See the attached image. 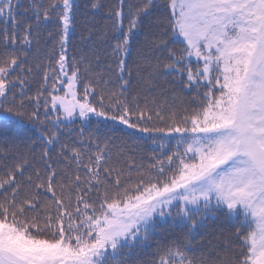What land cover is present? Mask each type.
<instances>
[{"label":"snow or ice","instance_id":"snow-or-ice-1","mask_svg":"<svg viewBox=\"0 0 264 264\" xmlns=\"http://www.w3.org/2000/svg\"><path fill=\"white\" fill-rule=\"evenodd\" d=\"M20 7L21 0H0V118L32 134L0 138V264H125L117 259L121 250L148 241L157 218H171L191 235L216 213L243 217L246 231L236 233L245 248L241 257L233 259L226 250L190 256V243L177 237L161 250L158 264H264V0H115L114 6L103 0H32V16L18 19ZM77 23L87 33L82 39L108 44L119 90L107 88L101 76L100 93L86 84L78 100L72 93V103L51 92L28 97L27 81L16 69L31 75L24 65L42 27L58 30L54 92L56 73L68 76L65 53ZM144 30L149 37L137 41ZM129 60L137 69L147 65L146 85L175 73L181 89L202 84L206 90L192 97L194 107L181 103L177 109L178 97L171 105L145 97L142 106L139 97L126 94L132 88ZM79 71L73 69L69 88ZM43 75L47 82L48 73ZM26 99L36 107L29 110ZM60 108L64 120L95 116L98 123L110 122L111 131L126 127L137 148L138 139L161 148L162 141L175 140L176 150L154 157L133 185L130 177L121 180L122 169L113 176L106 167L110 152L123 157L130 151L128 142L116 145L106 137L94 145V155L69 150L45 123ZM49 123L58 129L62 121ZM79 143L93 147L90 139Z\"/></svg>","mask_w":264,"mask_h":264},{"label":"trees","instance_id":"trees-1","mask_svg":"<svg viewBox=\"0 0 264 264\" xmlns=\"http://www.w3.org/2000/svg\"><path fill=\"white\" fill-rule=\"evenodd\" d=\"M37 2L46 4L48 0H37ZM103 2L110 6L115 5V0H103ZM137 2L138 0H126L127 4H135ZM31 3L32 0H21V7L18 9V19L32 16V12L29 8ZM80 3L83 5L84 0H80ZM96 19L99 20L100 17L97 16ZM41 23L43 24V22ZM126 23L127 22H125V26ZM2 26L3 25H0V27ZM57 31L58 30L52 26L42 27L39 34V43L37 44L36 41L33 42L27 64L24 65V68L32 69L31 75L24 73L23 69H16L17 75H20L22 79L27 81L24 90L27 92L28 97L34 98L38 91L43 94L42 99L47 98L49 92H51L52 95L62 96L64 94V90L59 86L61 81L60 73H56V75L59 76V79L55 81L56 90L52 92L50 87L53 83L51 79L53 73L59 67L56 63L60 54V46L55 39ZM49 32L53 34L51 37L48 35ZM82 36H87V33L84 32L82 25L77 23L74 31L71 32L65 53L67 56V69L69 75H72L74 68L78 67L80 69L76 79L79 98L83 95V87L86 84H90L97 93H100L104 87V85L98 83L101 76L107 88L119 90V72L113 58L108 55L111 51L110 48H108V44L94 39H82ZM146 37H149V32L144 30L139 32L136 40L142 42ZM133 58H135V56ZM128 63L132 70V88L126 94L130 97H139L142 106L145 97L149 98V100L155 99L158 104L166 101L168 105H171L173 99L178 97L177 109L181 103L185 107H194L191 105L192 97L196 96L197 91L203 92L206 90L202 84L197 90L188 88L181 89L178 86L179 78L175 73L171 75H160L146 85L145 80L148 78L147 65L141 63L139 69H137V66L132 64L131 60H129ZM197 66V62L192 61L194 71ZM86 67L89 69L87 72L85 71ZM137 71H139V76L137 75ZM44 72H47L50 77L47 82L44 81ZM13 80H15V76H13ZM217 87L219 86L217 85ZM15 91L19 93L20 88L15 89ZM17 99H19V97H17ZM89 99L91 100L92 97L90 96ZM25 103L28 105L29 110L36 107L35 103L29 104L27 99ZM40 114L41 119H44L43 105L40 106ZM57 117L62 121L59 112L52 110L49 113L45 121L49 130L58 132L61 144L66 145L69 150L75 148L81 151L82 155L83 152L94 155L96 151L94 145L96 143L102 144L106 137L115 140L116 145H119L121 140L127 141L130 151H126L123 157H119L118 153L115 151L110 152L109 155L111 159L106 167L114 169L113 176L115 175V170L122 169L123 175L121 176V180L124 181L130 177L133 185L141 174L146 175L148 173V170L154 162V157L160 159L163 158L165 152L170 154L171 151L176 150L175 140L162 141L165 147L161 148L151 140L138 139L135 140V143L139 144L137 148L133 140H130L126 135V133L130 131L129 129L123 127L122 130H119L121 126L117 125L116 127L118 130L111 131L113 126L110 122L106 126L103 123H98V119L95 118H91L86 122H83L79 118L69 122L62 121L57 129L52 126V123H49V121L55 122ZM80 129H83V136L80 134ZM24 133L31 135L32 130L30 128L21 129L13 120L0 119V138L14 137L17 134L23 135ZM83 139H90L93 147H89L86 143L82 148L79 141ZM56 150L59 152L60 147L57 146ZM85 163H87L86 158ZM3 164L4 161L0 160V168L3 167ZM63 166L64 165H60V167ZM73 167L75 168V165H73ZM79 174L82 180L87 178L83 168H81ZM151 174L155 175V172L153 171ZM0 176H3V171H0ZM26 177L27 173L25 175V178ZM243 223V217L230 219L220 213H216L215 216H208L205 221V227L198 229L191 235L188 234L186 230H182L180 227L173 224H160L156 227L155 232L148 241L138 244L135 247L122 249L121 255L117 257V259L124 261L125 264H153V262L158 264L159 255L162 254L161 250L166 244H170L171 241L177 237H182L186 242L190 243L192 249V251L188 253L190 256L199 258L200 256H209L213 251L224 253L226 250L228 256L236 259L241 257V254L245 251L244 245L241 243L242 237L238 239L236 235L237 231H246L242 226Z\"/></svg>","mask_w":264,"mask_h":264},{"label":"rangeland","instance_id":"rangeland-1","mask_svg":"<svg viewBox=\"0 0 264 264\" xmlns=\"http://www.w3.org/2000/svg\"><path fill=\"white\" fill-rule=\"evenodd\" d=\"M192 61L197 62L196 59H195V57L192 58ZM200 64L202 65V61L200 62ZM65 70L68 72L67 67H66ZM71 77H72V75H69V73H68V76H63V75L61 74V81H60V84H59L60 88H62V89L64 90V94H63L62 96L65 97L66 100H67L69 103L74 102V101H73V96H72V93H73V92L76 93V99H77V100L79 99V95H78V93H77V82H76V80L73 81V87H72V88H69V87H68V82L71 80ZM55 111L60 113V118L62 119V121H65V122L73 121V120H75L76 118H78V117H74V118H72V119H70V120H64V113H63L62 108H60L59 110H55ZM91 118L98 119V118H96L95 116H92ZM0 119H1V118H0ZM79 119L82 120L81 118H79ZM82 121H83V122H86V121H88V120H82ZM209 216H210V215H209ZM234 218H236V217H234ZM166 223H170V224H172V222H171V218H168L167 222H161V221L159 220V218H157L156 227H157L158 225H160V224H166ZM155 230H156V229H155ZM138 244H141V243H140V242H136L132 247H135V246H137ZM126 248H127V247H126ZM124 249H125V248H124ZM121 251H122V250H121Z\"/></svg>","mask_w":264,"mask_h":264}]
</instances>
